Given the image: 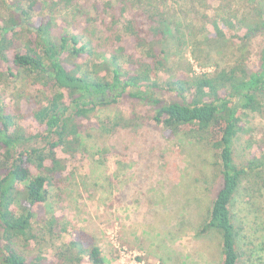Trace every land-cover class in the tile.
<instances>
[{
	"label": "trees",
	"instance_id": "trees-1",
	"mask_svg": "<svg viewBox=\"0 0 264 264\" xmlns=\"http://www.w3.org/2000/svg\"><path fill=\"white\" fill-rule=\"evenodd\" d=\"M229 2L0 0V79L12 76L23 87L17 91L23 98L17 104L5 105L0 95V264L106 263L95 237L83 229H71L67 241L55 244L66 233L63 227L56 230L55 210L58 201L71 196L61 185L75 173L71 169L65 174L67 159L58 151L69 158L89 155L95 148L89 140L92 132L126 130L124 123L142 112L134 104L128 112L117 111L115 122L98 117L126 99L150 106L143 120L153 123L150 131H157L160 145L173 138L180 148L184 140H207L214 160L207 165L203 158L202 163L217 175L209 195L204 190L206 214L195 223V237L216 232L218 264L240 263L245 251L238 240L245 236H239L243 229L232 220L231 206L244 180L260 174L264 178V140L257 143V154L245 153L250 143L242 142L255 118L264 139V47L253 67L247 66L249 52L238 47L243 48L240 57L223 66L213 62L203 72H196L177 49L187 44L186 37L195 48L228 37L245 42L250 34L264 31L259 0H244L254 11V24H247L248 17L236 9L223 8ZM92 116L97 122L86 125ZM26 120L37 133H29ZM153 137L147 140L153 142ZM35 139L40 144L28 146ZM160 145L159 167L174 170L179 165L174 157L186 151ZM94 150L89 155L91 176L84 177L97 173L92 184L97 189L108 153L100 146ZM105 179L111 186V176ZM196 183L192 180L191 187L203 190ZM159 234L165 245L167 237ZM30 243L33 255L25 250ZM245 244L251 242L241 246ZM45 245L54 248L51 255L42 253Z\"/></svg>",
	"mask_w": 264,
	"mask_h": 264
},
{
	"label": "rangeland",
	"instance_id": "rangeland-1",
	"mask_svg": "<svg viewBox=\"0 0 264 264\" xmlns=\"http://www.w3.org/2000/svg\"><path fill=\"white\" fill-rule=\"evenodd\" d=\"M229 1L223 8L228 6L230 9H236L242 16L248 17L247 24H254L252 22L254 11L248 2L245 4L244 0ZM259 1L260 6L264 7V0ZM35 20L33 19L34 23ZM240 35L242 36V33ZM229 39L228 37L210 46L202 44L194 48L191 46L190 37H186L187 44L177 46V49L182 51L183 56L180 57L186 58L196 72L210 71L213 62L220 66L228 64L240 57L243 51L249 52L247 66L253 67L254 63L256 65L258 55L264 47V31L259 30L250 34L245 42L240 39L231 42ZM172 45L175 46L173 43ZM238 47H244V50L242 51L243 48L239 50ZM0 66L3 65L0 63ZM19 89L23 87H20L12 76L9 79H0V95L3 96L5 105L17 104L23 100L22 96H16ZM159 96L169 99L163 94ZM132 101L126 99L118 102L98 115L102 119L112 117V122L117 111L128 112L132 109L129 104H134L136 111L142 112L136 119H127L124 124L129 127L126 130L114 134L108 131H95L96 133L92 132L89 139L95 147L91 149L90 154L99 146L108 153L105 154V163H102L105 167L102 171L105 175L111 176V186L104 174L97 180V183L99 182L97 189L92 187L97 173L95 177L85 179L84 175L91 176L88 169L92 164L90 154L83 152L77 154L75 158H69L58 151L59 157L67 159L65 174L71 169H74L75 173L73 178L69 177L66 184L61 185L71 196H64L63 202L58 201L55 210L59 218L56 230L61 231L63 227L66 233L55 240V244L67 241L69 238L67 233L75 228L83 229L95 237L96 244L106 259L105 264H218L220 242L216 232L195 237L197 228L195 223L198 224L202 220L200 216L206 214L202 196H205V191L209 195V189L217 175L215 168L211 169L212 171L205 170L202 163L203 158L206 159L207 165L214 160L213 150L205 143L207 142L205 139L200 143L184 140L181 148L176 138L160 145L156 139L157 131H150L153 123H146L145 119L143 120L150 106L143 108L138 101ZM96 122L95 116H92L90 121H85L86 125L91 123L94 125ZM23 123L27 125L29 133H37V128L29 120ZM250 128L242 139L243 146L249 142L250 146L246 148L245 153L257 154L259 151L257 143L264 140L259 120L255 118ZM149 133L155 137L153 142L147 140L152 137L148 136ZM39 144L35 139L29 142L28 146ZM159 145L172 152L181 149L186 151L183 155L174 157L179 163L177 168L165 170L159 167V163H162L156 154ZM114 153H117V156ZM172 154L167 156L173 158ZM197 162L198 165L195 164ZM118 168L119 171L115 173ZM203 169L206 175L203 174ZM100 171L101 169L98 170ZM178 178H182V184ZM250 179L249 182L245 180L242 182L231 206L232 220L236 226L241 225L243 229L239 236H245L243 240H238L239 249L245 251L239 264H264V178L263 174H260L251 176ZM192 180L194 182L198 180L196 186L200 185L199 188L203 190L197 191L191 187ZM178 212L181 214L180 218ZM177 221H180L179 225L175 226ZM159 233L167 237L165 245ZM245 241L246 243L250 241L251 244L241 246ZM30 244L31 252L25 250L33 255L36 250L33 249V244ZM45 246L41 248L42 253L51 255L54 248Z\"/></svg>",
	"mask_w": 264,
	"mask_h": 264
}]
</instances>
